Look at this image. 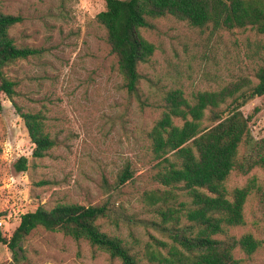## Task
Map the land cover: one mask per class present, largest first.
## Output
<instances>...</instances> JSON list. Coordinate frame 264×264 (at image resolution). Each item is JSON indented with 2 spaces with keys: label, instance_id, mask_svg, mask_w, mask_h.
<instances>
[{
  "label": "rangeland",
  "instance_id": "rangeland-1",
  "mask_svg": "<svg viewBox=\"0 0 264 264\" xmlns=\"http://www.w3.org/2000/svg\"><path fill=\"white\" fill-rule=\"evenodd\" d=\"M105 0H0V11L22 17L10 30L17 46L43 48L39 58L22 60L6 69L19 83L18 96L0 97V231L10 239L21 216L40 206L77 203L97 206L110 201L112 218L100 221L103 231L135 241L144 248L150 233L143 195L156 189L148 132L160 119L166 94L182 90L191 98L216 91L240 77L251 76L264 53V38L251 31H214L166 17L144 36L156 46L141 67L140 98L123 86L116 56L97 16ZM15 103L24 111H42L56 147L42 161L33 159L34 145ZM254 138H264V96L243 109ZM212 126L210 123H206ZM243 148H247L243 146ZM244 150V149H242ZM28 170L17 172L20 158ZM130 165L133 177L116 188ZM264 181L260 170L249 176L234 173L230 187L250 178ZM48 184L40 186L39 183ZM246 225L232 230L264 237V210L255 196L245 208ZM17 263L0 242V264H121L87 241L38 229L22 244ZM247 260V259H246ZM249 264H264V247Z\"/></svg>",
  "mask_w": 264,
  "mask_h": 264
},
{
  "label": "trees",
  "instance_id": "trees-1",
  "mask_svg": "<svg viewBox=\"0 0 264 264\" xmlns=\"http://www.w3.org/2000/svg\"><path fill=\"white\" fill-rule=\"evenodd\" d=\"M106 10L97 16L116 56L123 86L140 98L141 67L150 62L156 46L145 36L155 22L173 17L197 28L214 31H251L264 38V0H105ZM22 17L0 11V97L18 96L19 83L6 69L22 60L43 56V48L15 44L10 30ZM264 47V46H263ZM251 76L240 77L216 91H201L191 98L182 90H172L164 98L162 114L148 132L156 189L146 191L143 203L153 218L144 248L135 241L102 230L100 221L112 218L114 206H83L57 203L38 207L21 216L10 239L0 231V242L20 263L25 239L34 231L62 233L77 242L87 241L121 264H249L264 247V237L232 230L246 225L245 208L255 196L264 210V181L250 178L245 186L230 187L234 173L249 176L264 173V138L256 140L250 118L242 109L264 96V53ZM34 145L33 159L44 160L56 147L42 111H24L15 103ZM212 126L206 125V123ZM246 146L247 148H243ZM244 149V150H242ZM22 157L17 172L28 170ZM133 177L130 165L120 173L116 188ZM47 181L39 183L40 186ZM247 259V260H246Z\"/></svg>",
  "mask_w": 264,
  "mask_h": 264
},
{
  "label": "built area",
  "instance_id": "built-area-1",
  "mask_svg": "<svg viewBox=\"0 0 264 264\" xmlns=\"http://www.w3.org/2000/svg\"><path fill=\"white\" fill-rule=\"evenodd\" d=\"M3 226V222L2 221H0V227H2Z\"/></svg>",
  "mask_w": 264,
  "mask_h": 264
}]
</instances>
